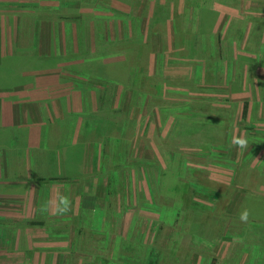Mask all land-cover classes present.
Listing matches in <instances>:
<instances>
[{
    "label": "rangeland",
    "instance_id": "rangeland-1",
    "mask_svg": "<svg viewBox=\"0 0 264 264\" xmlns=\"http://www.w3.org/2000/svg\"><path fill=\"white\" fill-rule=\"evenodd\" d=\"M42 36L62 57L49 69L34 67ZM122 43L135 53L124 69L93 67L121 60ZM21 67L60 110L63 91L91 110L77 121L92 171L67 182L63 239L46 225L50 264H264V219H239L243 196L256 209L264 195V0H0V87Z\"/></svg>",
    "mask_w": 264,
    "mask_h": 264
},
{
    "label": "crops",
    "instance_id": "crops-1",
    "mask_svg": "<svg viewBox=\"0 0 264 264\" xmlns=\"http://www.w3.org/2000/svg\"><path fill=\"white\" fill-rule=\"evenodd\" d=\"M50 27L44 28L43 34L53 33V26ZM26 32L29 33L27 30ZM42 40L40 46L44 49L43 53L47 55L49 47V54L52 53L53 46H49L48 37L42 36ZM20 72L22 74L19 81L14 78L9 82L12 87H0V128L25 130V133H9L10 138L14 137L12 140H0V246L4 241L15 242L11 249L0 247V253L8 252V255H0V264H50L49 258L53 256V250L51 242L47 240H54L58 236L63 239V233L60 232L59 235V229L53 231V228H61L62 217L68 213L62 216L53 214V206L49 202L57 191L67 195L72 202L73 197L68 195V180L83 181L85 174L92 171L89 154L93 144L85 141L84 128L77 121L85 120V111L91 110L81 107L80 93L70 91L59 93L60 101L67 98L66 103L62 101V108L65 109L60 110L61 103L51 98L44 87L40 86L42 75L29 69L23 71L22 68ZM43 75L53 78V75ZM73 101L78 103L77 108H69ZM95 108L94 111L97 109ZM53 113L58 115L53 116ZM56 123L60 127L50 131ZM71 143L73 148L69 150V154L73 157L64 151ZM100 185L95 186L102 188ZM6 186L7 189H4ZM9 187H12L11 191ZM102 193L95 191V195L99 197ZM42 204L46 205L43 212ZM71 207L76 206L71 204ZM40 224L41 227L44 226L40 230L42 234L38 232ZM46 225H49L50 230L52 228L54 237L50 231L49 239L46 238ZM22 257L26 259L23 260Z\"/></svg>",
    "mask_w": 264,
    "mask_h": 264
},
{
    "label": "trees",
    "instance_id": "trees-1",
    "mask_svg": "<svg viewBox=\"0 0 264 264\" xmlns=\"http://www.w3.org/2000/svg\"><path fill=\"white\" fill-rule=\"evenodd\" d=\"M210 11H212V10L209 9V8L203 7L202 10H201L202 16H204V14L207 16V14ZM110 43H112V42H110ZM124 43H122V45H121V50H120L121 53L117 54L120 57L121 60H119V61H111V60H109L110 57L115 56V55H110V56L107 55L105 57H102L99 60V62L94 61L95 64L92 63L93 64V67H95V69L98 70L99 72L100 71H103L104 69H107V71L110 74H112L111 72L113 71V69H116L117 71H119V69L120 70L121 69H124V67L128 63V59L131 58V56H134V54H135L133 52H129V50H130L129 47L131 45L128 44L129 46H125ZM113 44H115V43H113ZM54 52H52V53H50L48 55H45V56H37V54H35L37 56V58H38V63L39 64L34 65V67L37 68L38 66H40L39 69H42V68H48L49 69V68H52V67L56 66L57 63H58V61L59 60H62V57L61 56L58 57V55L56 53H54ZM9 57H11V56H5V59L6 58H9ZM19 57L20 56H17L16 59H18ZM7 65H10V64H7ZM107 65L108 66L109 65L110 66L112 65V66H111V68H107ZM27 67H29V65ZM107 71H105V72L108 73ZM112 77L115 78L114 75H112ZM112 77H110V78H112ZM245 105H244V111H246V108H247V105L246 106ZM261 181H262V183L264 182V176H262V180ZM252 199L253 198H252L251 194L250 195L249 194H246L245 196H243L240 209L242 210L243 208H247L248 211H249L248 206H250L249 216L252 217V218H258L259 219V222H262L260 219H264V195L261 194V195H258L255 198L256 200H259L260 201L259 202V206L256 209L254 208V205L252 204ZM258 213L260 214V216L258 215ZM257 226H259L258 229L261 231V230H263V229H261V227L264 226V224L263 223H260ZM215 260H216V258H213L212 259V262L210 264H214L215 263Z\"/></svg>",
    "mask_w": 264,
    "mask_h": 264
},
{
    "label": "clouds",
    "instance_id": "clouds-1",
    "mask_svg": "<svg viewBox=\"0 0 264 264\" xmlns=\"http://www.w3.org/2000/svg\"><path fill=\"white\" fill-rule=\"evenodd\" d=\"M232 143L241 149L248 146V141L243 136L234 137ZM53 206V214L55 215H65L71 210V201L69 197L59 191L54 194V197L49 202ZM46 210V205H41V211ZM249 218V211L247 208H243L239 213V219L241 222H247Z\"/></svg>",
    "mask_w": 264,
    "mask_h": 264
}]
</instances>
